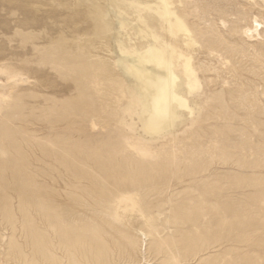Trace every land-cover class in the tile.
I'll list each match as a JSON object with an SVG mask.
<instances>
[{
  "label": "rangeland",
  "instance_id": "1",
  "mask_svg": "<svg viewBox=\"0 0 264 264\" xmlns=\"http://www.w3.org/2000/svg\"><path fill=\"white\" fill-rule=\"evenodd\" d=\"M171 1L191 47L160 0H0V264H264V0ZM171 43L195 110L145 132Z\"/></svg>",
  "mask_w": 264,
  "mask_h": 264
},
{
  "label": "bare ground",
  "instance_id": "2",
  "mask_svg": "<svg viewBox=\"0 0 264 264\" xmlns=\"http://www.w3.org/2000/svg\"><path fill=\"white\" fill-rule=\"evenodd\" d=\"M160 1L163 3V9H160V12L167 17L169 32L175 37L181 35L184 47L195 45L196 41L189 26L178 11L172 7V1ZM262 27V20L254 17L251 25L243 27V33L248 38L259 37ZM169 46V53H167V47L150 44L148 48L137 54L142 68L130 67L142 82L138 91L143 100V110L137 116L141 121V128L145 132H157L173 126L179 116L192 114L195 110L189 96L201 87L197 70L191 62V56L184 54L179 45L171 43ZM178 62H181L179 73L175 69ZM129 196L125 194L122 198ZM68 236L71 237L70 234ZM125 238V241L130 244L133 241L130 237L123 239ZM154 239L158 241L157 238ZM110 250L112 247L109 246L100 252L106 255ZM54 257L56 258L55 255L52 256L53 259ZM73 258L75 259L74 255Z\"/></svg>",
  "mask_w": 264,
  "mask_h": 264
}]
</instances>
